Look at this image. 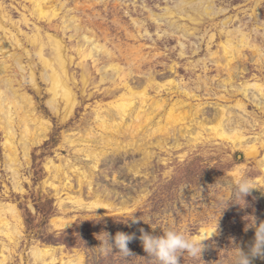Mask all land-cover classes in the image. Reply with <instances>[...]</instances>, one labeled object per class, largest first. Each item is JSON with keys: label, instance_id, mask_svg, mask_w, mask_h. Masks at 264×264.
<instances>
[{"label": "rangeland", "instance_id": "obj_1", "mask_svg": "<svg viewBox=\"0 0 264 264\" xmlns=\"http://www.w3.org/2000/svg\"><path fill=\"white\" fill-rule=\"evenodd\" d=\"M34 1L0 0V4L14 21H20L22 13L30 17L29 25L22 22L19 24L24 31L33 33L37 26L45 40L47 33H55L63 38L67 51L74 57L70 72L77 78L72 84L78 95V105L74 114L63 122L60 115L52 113L46 105V82L38 79L43 92L37 94L30 86L27 71L26 80L22 81V85L26 87H23V91L33 96L37 106L35 112L48 122V133L43 135L39 131L37 142L30 145L28 159L24 156L20 141H16L21 164L17 166L16 179L9 168L7 154L10 150L5 145L6 134L0 125V205L11 202L16 205L22 217L21 223L15 217H10L17 224L21 236H14L8 230L0 231V252L3 247L1 242L9 244L11 249L5 253L9 256L5 264H66L65 261L70 259L72 264H158L143 249L139 239L141 229L153 235L162 234L165 229H174L196 239L203 228H212L214 231L217 228V231L203 241L205 248L201 259L184 253L179 257V264H231L237 250L235 247L239 246L247 251L254 239V229L248 228L245 231L246 225L252 221V217L256 218L257 223L264 220V195L260 190L253 189L245 197V205L242 200L241 205L230 201L222 212L221 208L225 205L221 202L232 197L233 185L241 176L264 186V168L260 164L262 156L264 157V112L255 104L257 98L252 93L243 98L247 108L245 112L237 106V100L243 96L219 86L227 74L219 72L215 63L207 59L210 57L207 44L209 33H218L220 22L229 16L233 19L231 28L243 24L249 31L258 20L261 31H264L261 24L264 22V0H205L206 4H213L216 9L226 11L212 19L204 18L207 16L201 14L200 17H194L192 23L186 18L171 16L169 20L187 21L189 28L196 32L195 36L181 39L187 51L185 56L180 55L181 47L176 36L168 35V32L162 37L159 35L164 30L171 31L166 17L161 28L150 19V12L162 15L166 8L175 7L178 0H52L49 4H55L58 8L59 1H66V5L60 9V16L53 19L55 23L52 21L51 26L47 19L31 15ZM68 9L69 13L77 15L83 25L93 28L102 41L105 36H109L110 47L114 43L129 49L132 46L146 45L142 53L146 60L141 63L144 72L151 68L157 81L161 83L169 79H183L188 88L197 92V97L189 98L182 91V95H176L167 88V93L160 95L168 98V102H174L178 98L190 102L183 108L191 111V116L184 123L180 121L171 127L168 134L157 133L158 135L146 138L144 131L148 126H145L134 139L124 129L121 130L123 134L116 133L118 144L103 147L97 145L96 141L94 147L97 146L101 153L98 163L85 152H78L77 148L82 146L70 144L67 137H78V133L83 132L86 134L85 131L90 126L97 131L98 127L94 122L95 108L111 97H106L104 91L110 86L109 82H99L100 75L96 71L97 66H94V59L84 60L78 55L76 48L79 38L71 39L69 35L72 31L68 30L64 34L61 28H55L57 24L62 25V17ZM138 23L141 24V29L143 26L148 28L150 35L138 36ZM202 32L206 33L205 36ZM255 36L253 34L263 46V36ZM23 40L26 47L32 50V45L26 42L25 37ZM221 40L222 37L218 36L212 43L211 50L222 53L219 47ZM198 46L199 51L194 52ZM133 51L136 53V49ZM243 54L246 59L241 57L236 62L235 82L241 83L246 79L264 82V62L257 61L258 56L249 48L244 49ZM105 60L100 61L101 65ZM118 61L126 65L124 59ZM27 62L28 57H25V63ZM171 65L177 66L172 72L169 71ZM206 65L208 70H205ZM140 70L141 68H137L133 74L134 83L140 77ZM84 72L89 77V85L83 91ZM39 73L38 70L37 74ZM204 79L208 80V87L211 86L212 90H206ZM16 84V87H20V84ZM150 94L155 95V90L151 89ZM223 94H227L228 99L218 98ZM199 105L203 108L201 114L196 113ZM219 105L230 107L233 124L239 121L244 123L248 118L244 123L247 138L245 145L256 144L257 151H250L252 153L248 154L246 146L240 147L232 141L215 136L210 129V122H207L209 125L201 136L194 138L197 122L202 118L209 120L213 117ZM164 122L163 118L161 123ZM17 130L20 135L21 129ZM99 137L101 136L97 134V140ZM51 158L57 163L80 165L89 174L88 180L81 184L78 172L67 166L69 180L63 179L65 176L61 179L54 178V173L47 168ZM131 218H137L139 222L132 223ZM118 231L134 233L137 237L128 244L133 253L131 257L125 258L115 248L108 253L101 251L104 247L101 241L107 238L105 232L114 237ZM34 245L42 248L55 247L57 261L51 262L50 256L45 257L43 262L36 261L31 250ZM253 264H264V259L255 258Z\"/></svg>", "mask_w": 264, "mask_h": 264}, {"label": "bare ground", "instance_id": "obj_2", "mask_svg": "<svg viewBox=\"0 0 264 264\" xmlns=\"http://www.w3.org/2000/svg\"><path fill=\"white\" fill-rule=\"evenodd\" d=\"M51 1L52 0H35L33 10L31 11V15H35L40 19H47L50 21V26L52 25L51 22H54L53 19L60 16L59 11L65 7L67 0L58 2L60 8L52 3L50 5L49 3ZM69 11L70 9H68L63 15L62 25L57 24L55 28H61L64 34L68 33V30L70 32L72 31V33L69 35L71 39L79 38L76 48L78 55L84 60L87 58L94 59V66H97L96 71L100 75L99 82L103 83L107 81L110 84L109 87L104 89L107 95L105 96L111 97L109 101L100 102L95 108L94 122L98 127L97 131L92 129L93 126L88 124L90 128H88L89 130H87V132L85 131L86 134L83 132L81 134L78 133V137H67V141L70 144H73L77 147L80 145L82 146L77 148L78 152H85L88 157H91V159L93 158L95 162L98 163L101 153H99V149V151L97 150V146L94 147L96 141L100 143H97V145H101L103 147L106 145L118 144L119 141L116 139V133L121 134V130L124 129V131L130 133L134 139L136 136H139L140 132L143 130V128H145V126H148L147 130L144 131V136L146 138L147 136L158 135L157 133L163 134L164 132H167L168 134V132H171V127H174V125L178 124L180 121L184 123V121L191 116V111L188 112V110L183 108L186 106V104H191L190 102H186L181 98L176 99L174 102H168V98H162L160 95L161 93H164L167 88L168 90H173L174 92L172 93L176 95H182L180 92L182 91V93H184L186 96H189V98L197 97V92L188 88L187 82L183 81V79H169L164 83H161L160 81H157L156 74L153 70H151V68L147 72H144L145 70H142L141 63L146 60L142 54L146 45H140L138 47L132 46L131 49H129L123 48L119 44L114 43L113 47H110L108 43L109 36H105V40L102 41L100 36L93 28L83 25L77 15H73L69 13ZM225 11L226 10L222 8L216 9L213 4H206L205 0H178V3L175 5V7L166 8L165 13L162 15L150 11L149 12L150 19L156 22L159 28L162 27L164 22L163 20L166 17V23L171 31L169 32L168 29L167 31L161 30L164 33L159 35L162 37L168 32V35L176 36L179 39V44L181 47L180 55L185 56L187 51L185 44L181 39L195 36L196 32L189 28V23H187V21H171L169 18L171 16L177 15V17L179 16L181 18H186V20L188 19L192 23L194 17H200L201 14L207 16L204 18L212 19ZM22 14L23 16L20 21H14L13 18L6 11H4L1 5L0 125L6 134L5 145L10 150L9 154H6L9 159V168L13 173L14 179H16L18 175L17 166L20 164L18 153L19 148L16 145V141H20V146L23 148L24 156L28 159L30 145L32 143L34 144V142H37L38 135H40L39 133L41 132L43 135L48 133V127L46 126L48 122L40 116H37V113L35 112L37 106L35 105L33 96L28 94L29 92L27 93L23 91V87L25 85H22V81L26 80L27 71L29 73V81L31 83L30 86L34 88L37 94H41L43 92L38 79L46 82L48 85L46 88V93H48L46 105L52 111V113L59 114L63 122L68 120L74 114V111L78 105V95L73 86V81H76L77 78L75 79L74 75L72 76L73 73L70 72L71 63L73 62L74 57L67 51L63 38H60L55 33H47V40H45V37H43L41 33V29L37 26L33 33L24 31L19 25L20 22L29 25L31 19L25 13ZM232 21V16L223 19L220 22L218 33H209V42L207 47L210 52L208 53L210 57L207 59H210L209 61L213 62V64L215 63L219 72H226L227 74L221 80L219 86L227 91L232 90L234 94L243 96L242 99L237 100V106L240 109L242 108L245 112L247 111L246 103L243 101V98L249 97L252 93L257 98L255 104H257L258 108L264 112V82L259 80L251 81L247 79L245 81L243 80L241 83L235 82V73L237 72L236 62L241 57L246 59V55L243 54L244 49H251L253 53L258 56L256 60L259 62L262 60V62H264V45H260V43L256 41V38L253 37V34L254 36L261 35L264 39V31H261L260 25H258V20L254 25L255 27L249 31L246 30L243 24H239L237 27L231 28L230 24ZM135 22L137 23L138 20L136 19ZM199 23L201 24L202 22ZM261 24L263 25L262 28L264 30V22ZM137 26L140 28V30H138L140 33L139 35L137 34L138 36L150 35L148 28L143 26V29H141V24L139 23ZM205 34L206 33L204 32L203 36H205ZM218 36L222 37V40L219 42V47L221 48L222 53H219L218 50H211V45L216 41ZM24 37L26 42L32 45V50L28 49L24 44ZM131 37L136 38L134 35H131ZM199 48L200 47L198 46L194 52L199 51ZM133 49H136V53L133 51ZM35 55L36 58H34ZM25 57H28L27 64L25 63ZM104 58L106 59L105 63L101 65L100 61H103ZM121 59L125 60L124 64L126 65H122V62L118 61ZM176 67V65H171L169 67V71L172 72V70L176 69ZM137 68H141L139 71L140 77L136 78V82L134 83L132 79ZM38 70L40 72L39 75L37 74ZM205 70H208L207 65L205 66ZM86 73L84 72L82 74L83 91L87 89L89 85V77ZM16 83L20 84V87H16ZM203 83L205 84L206 90H212V88H210L211 86L208 87L209 82L207 79H204ZM151 89H154L156 92L155 95L152 94L153 96L150 94ZM104 91H102V93ZM218 98L228 99L227 94L219 95ZM202 110L203 108H201V105L196 107L197 114H201ZM232 114L233 112L230 111V107H227L226 105H219L218 109L213 114V117H211L209 120L207 118H202V120L198 122L196 121L197 131H195L196 133L194 132V138L197 139L200 137L202 131H204V129L208 127L207 125H209L207 122H210V129L215 136L227 139V141H232L240 147L246 146L245 148H248L247 150L249 151L248 154L252 153L253 151H257L256 144L245 145L247 143V138L245 136L244 123L248 118L245 116L246 119L244 120V123L239 121L237 124H233L231 121ZM192 115H194V113ZM156 118H158V120H156ZM163 118L165 119L164 124L161 123ZM185 127L189 128L187 125ZM18 128L21 129L20 135V131L18 132L17 130ZM73 134L75 136V133ZM97 134L101 136L99 137V140H97ZM148 139H150V137ZM136 145H138V142ZM123 147L127 148L126 146ZM262 158L263 159L260 161V164L264 168V157L262 156ZM67 164L62 162L57 163L51 158L47 163V168L50 170V172L54 173V178L61 179L65 176L63 179L69 180L70 177L67 175L66 170L67 166L72 171L78 172L79 182L81 184L88 180L89 174H87V171L82 169L80 165ZM91 174L93 175V173ZM16 186L18 187L17 184ZM10 217H15L16 221L19 223L22 222V217L17 210L16 205L11 204V202L3 205L1 204L0 231L5 232L8 230V232H11L14 234V236H21V232L17 224L14 223V221H11ZM213 232L214 229L212 228H203L201 235L196 236L195 238L197 240L206 238ZM1 245H3V247H1L0 252V264H5L9 257L5 253L6 251L10 252L11 249L9 244H6L5 242H1ZM54 248L55 247L42 248L38 245H34L32 246L31 250L36 261L43 262L45 257L50 256V261L55 263L57 261V257L56 249ZM65 263L72 264V259L66 260ZM77 264L79 263L77 262Z\"/></svg>", "mask_w": 264, "mask_h": 264}, {"label": "clouds", "instance_id": "obj_3", "mask_svg": "<svg viewBox=\"0 0 264 264\" xmlns=\"http://www.w3.org/2000/svg\"><path fill=\"white\" fill-rule=\"evenodd\" d=\"M253 189L260 190L264 195V186L257 185L256 182L246 176H241L236 179L233 185L232 197L228 200H224L221 203L225 205L221 208V212L228 207L230 201L240 203L243 201L245 205V197L251 193ZM242 205V206H243ZM252 221L246 225L245 231L248 228L254 229V239L248 245V250L244 251L241 247L236 246L237 249L234 257L231 260V264H253L255 258L264 259V220L256 222V218L252 217ZM132 223H138L137 218H131ZM218 227V226H217ZM139 236L144 251L149 257L155 258L158 264H179V257L184 253H187L192 258L201 259L202 250L205 248L203 241L209 239L216 230L208 237L199 240L192 239L185 235L183 232L174 229H165L162 234L153 235L140 230ZM106 240H102L101 244L104 247L101 251L108 253L113 249H118L119 252L125 257H131V252L128 244L136 239L134 233L117 232L115 236H111L108 232Z\"/></svg>", "mask_w": 264, "mask_h": 264}]
</instances>
